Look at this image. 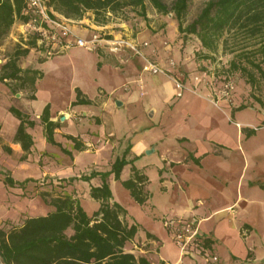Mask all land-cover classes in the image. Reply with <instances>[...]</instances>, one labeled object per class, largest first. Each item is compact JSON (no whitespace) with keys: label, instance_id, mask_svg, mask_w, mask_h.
Wrapping results in <instances>:
<instances>
[{"label":"crops","instance_id":"0c3cea01","mask_svg":"<svg viewBox=\"0 0 264 264\" xmlns=\"http://www.w3.org/2000/svg\"><path fill=\"white\" fill-rule=\"evenodd\" d=\"M54 15L66 19L57 13ZM153 15L154 13L148 9L144 21H140V28H137L136 24L133 26L119 19L112 20L104 26L98 25L94 22V16L91 13H87L81 20H67L72 22V27L79 37L91 39L93 34H99L104 40L125 37L126 39H136L140 43L148 42L149 47L145 49V52L151 55V59L161 60L164 57L170 59L171 56H175L174 58L179 63L194 70L197 64L188 55L189 47H185L182 40H178L174 46L163 42L167 38L166 32L171 26L176 28L175 22L172 19L171 22L166 20L167 22L159 25L160 31L155 32L152 27L159 22L151 20L154 18ZM21 24L22 22H16L7 35L0 40V190L3 191V196H0V229L22 226L27 219L46 216L52 211V208L46 205L40 196L29 199V196H36V193L30 195L36 189L35 187L39 186L40 191L44 190L42 187L45 185L43 183L45 180L47 183H51V189L58 188L57 185L63 183L64 188L58 189L79 200L85 211L92 216L98 211L100 204L90 197V191L92 186L99 187L101 185V179L93 178L90 182L79 179L82 176L90 175L93 171H111L116 159L121 158L130 148L127 159H135L134 166L149 178L147 191L151 197L146 206L137 204L142 215L139 217L128 215V222L138 226L139 231L135 240L126 245V251L135 256L145 257L152 264H185L184 261L180 263L179 257L174 259L168 255V252H165L166 242L163 239L162 231H159L165 218H196L200 221V234L203 237L212 238L217 244L215 231L222 220L228 218L233 223L238 220L236 206L240 201V196L238 193L237 200L227 202V204L218 200V197H224V188H227L229 184H222L221 175L209 171L208 162H212L216 167L218 163L230 160L234 154L240 153L246 162L250 163L253 160L255 165H259V155L253 153L250 148L247 151H242L244 154L236 152L237 144L231 146L207 137L202 140L210 146V149L202 151L201 146L185 133L170 135L166 130L164 132L159 130L165 128V123L170 121L177 123L175 126L178 128L187 125V122L195 121V128L198 130L214 129V124L210 123L208 127H204L202 122L207 103L212 109L220 111L213 106L212 101L187 92L186 99L197 98L191 103L197 105L199 110L197 112L192 110L193 113L186 112L183 118L178 117L179 114L176 111L181 110L186 101L175 102L176 90L171 79L165 76L145 74L136 63L138 60L139 64H143L140 58H134L130 54L128 55L132 56L131 58L124 54H113L105 46L95 52L76 48L53 59L43 58L36 49H32L27 57L20 59L18 67L21 70H39L43 73V78L36 82V100H30V97L24 98V92L28 93L29 91H24L20 81L3 79L7 72L4 66L11 60L17 47L24 48V43L27 41L21 36L23 32ZM190 59L191 62L188 61ZM87 61L90 70L88 75L83 73ZM64 64L68 65L74 73L71 81V102L65 107L57 108L53 100L48 99L39 106V86L47 80L48 71L52 73L63 70ZM77 88L93 102L92 105L72 106V103L76 101ZM200 88L202 89V86ZM47 105L51 106V120L61 123L60 128L55 132L54 139L62 147L48 143L45 137L40 117ZM12 107L28 113L31 120L36 122L34 127L27 129L33 138L34 146L26 161L21 160L25 153L21 145L15 142L20 121L9 111ZM115 108L141 110L148 118L149 123L137 127L129 138L127 136L130 134L120 138L116 127V122L119 121L118 111ZM235 115L240 119L239 127L253 121L242 119L240 113ZM63 117H65L64 121H62ZM133 119L136 120L137 116L131 115V120ZM225 123L228 127L234 126L227 120ZM234 127L236 128V126ZM156 130L162 131V133L157 135L155 134ZM262 131L257 133L256 130V134L252 137H246L240 131L239 136H245L250 144L260 138ZM67 136L77 138L86 147V150L76 151L74 143L68 140ZM237 137L236 128V140ZM170 143L174 144V151L167 147ZM64 150L72 155L64 153ZM85 160L89 162L85 163ZM132 167V165H128L124 168L121 174L122 181L131 178ZM152 170L156 174L155 180L158 182L157 191L152 188L154 182L149 175ZM253 172H257L256 166ZM5 174H10L16 183H23L26 180L35 182H30L22 188L18 185L12 188L5 185ZM196 175H200L202 178L198 179L199 177L197 178ZM70 179L77 180L69 183ZM109 182L114 201L127 210V207L114 194V187L121 182L116 181L114 175L110 177ZM257 183H264V177L254 183L247 182L246 187L258 189L264 193ZM24 195L28 197H24ZM86 201L89 203L93 201L97 203V206H90L91 211H89L83 205ZM243 204L247 205L248 202L244 200L239 203V205ZM218 218L219 220H217ZM214 220L217 221L213 228L204 229L205 223ZM237 228L239 240L243 241L246 246L247 242L259 233L258 228L249 222L239 221ZM148 235L152 237L148 238ZM260 241L263 248L264 237ZM216 244L213 249L216 248ZM257 249L256 246L247 247L244 256L228 249L226 262L242 264L247 259L249 252H252L253 257L248 262L264 264V261L258 258Z\"/></svg>","mask_w":264,"mask_h":264},{"label":"trees","instance_id":"16d2710c","mask_svg":"<svg viewBox=\"0 0 264 264\" xmlns=\"http://www.w3.org/2000/svg\"><path fill=\"white\" fill-rule=\"evenodd\" d=\"M191 1L174 0L170 5L163 0H46V3L49 9L66 19L81 20L87 13H91L94 22L102 26L114 18L125 21L124 18L129 12L145 18L150 3L158 14L174 15L179 33L184 35L185 39L195 37L199 40L201 54L205 55V59H211L222 47L224 53L233 55L230 71L240 74L252 87V91L261 89L264 85V0H209L196 19L186 24ZM25 9L26 0H0V40L16 22L29 21L30 18L23 13ZM36 48V39H28L24 48L18 46L11 60L4 66L7 72L3 79L20 81L24 91L31 92L30 100H36V82L43 78V73L33 69L21 70L18 62ZM252 97H256L255 94H252ZM254 99L262 104L259 98ZM92 104L93 102L77 88L76 101L72 106ZM245 109V106L239 107L232 112V117L236 112ZM9 111L20 121L15 142L21 145L25 153L21 160L26 161L34 146L33 138L27 129L34 127L36 122L31 120L28 113L15 107ZM40 119L48 143L62 147L54 139L61 123L51 120L50 105L45 107ZM242 132L246 137L256 134L255 129L246 128ZM67 139L74 143L76 151L86 150L77 138L67 136ZM64 153L72 155L67 150H64ZM129 153L130 148L121 158L116 159L111 171H93L79 179L84 182H90L97 177L101 179V185L92 186L90 191V197L100 204L98 211L92 216L72 195L58 188L42 190L40 197L52 211L46 216L29 218L22 226L0 229L2 263L152 264L147 258L137 257L126 251V245L135 240L139 228L128 222V211L114 201L110 187V177L114 175L115 180L121 182L138 205L148 204L151 197L147 191L149 178L134 166L135 159H127ZM128 165L133 166L132 176L129 180L122 181L121 174ZM75 180L77 179H70L69 183ZM30 182L35 181L16 183L10 174H5L4 183L12 188L17 185L22 188ZM257 185L264 191V183ZM151 237L148 235V238ZM215 244V240L209 237H203L201 241L206 250H213ZM252 257L253 253L249 252L246 260Z\"/></svg>","mask_w":264,"mask_h":264},{"label":"rangeland","instance_id":"374dc122","mask_svg":"<svg viewBox=\"0 0 264 264\" xmlns=\"http://www.w3.org/2000/svg\"><path fill=\"white\" fill-rule=\"evenodd\" d=\"M163 1L170 5L174 0ZM208 1L209 0L191 1L186 24H189L194 19H196V17L199 15L202 8ZM148 9L149 11L151 10V12L154 13V18L151 20H156L157 22H159L152 27L155 32L160 31L159 25L167 22L166 20L171 22L172 19L175 22L176 28L174 29L171 26L169 31L166 32L167 38L164 39L163 42H167L168 44L174 46L178 43V40H182L185 44V47H189L188 55L197 64L195 69L191 70L187 65H182V63H179L174 58L175 56H171L170 59H165L164 57V59L161 60H153L151 59V55L147 54L144 50L147 58H150V60L160 64L162 67L167 68L170 61L175 62V69L165 77L171 79L172 81L173 77L179 78L186 85V90L184 92L185 95L183 96L184 99L175 97V102H178L179 100L186 101L181 110H178V112L176 111V113L179 114L178 117L180 116L183 118L186 112L193 113V111L197 112L199 110V107L197 105L191 103V101H195L197 100V98L191 99L190 97V99H186L185 96H187V92H191L197 97H205L209 99L210 101H212L213 106L220 110L216 111V109H212L209 103H207V105L205 106V112L202 116V122L204 123V127H208L210 123L214 124V129L198 130L197 128H195V121L187 122V125H182L180 128H178L177 126H175L177 123L175 124L170 121L167 124L165 123V128L159 130H162L163 132L164 130H166L168 131L167 134L170 135H172L173 133H185L187 136L193 138L201 146L202 151H207L210 149V146L206 145L202 140L204 137H207L208 139H212L220 143L224 142L231 146L237 144V147L235 149L236 152L242 153V151H247L248 148H250L253 153L258 154L260 157L259 165H255L256 163L253 160H251L252 163L246 162V160L242 158L240 153L234 154L230 160H224L223 162L218 163L216 167L213 166L212 162H208L209 171H214L220 174L222 184H229L227 188H224V197H218V200L223 204H227V202H234L235 200H237V194L239 193V203L245 200L246 202H248V204H237L236 212L238 214V220L234 221V223L228 218L222 220L220 226H218L217 230L215 231V235L217 238L216 248L207 252L209 258L201 255L198 250H194L189 255L185 256L183 258V261L185 262V264H228L229 262H226L228 260V249L240 256H244L247 247L253 248V246L258 247L256 252L258 258L261 261H264V247L262 248V246L260 245V240L262 237H264V193L261 190L248 189L246 187L247 182L254 183L257 182L258 179L264 177V85H262L261 89L252 91V87L246 83L245 79L240 74L230 71V62L233 60V55L224 53L222 47H220L219 51L211 56V59H205V55L201 54L202 48L199 40L195 37H188L187 39H185L186 37L179 33L178 22L176 21L173 14L167 16L160 15L156 12V10L150 3H148ZM117 19L121 20L120 18ZM124 20L133 26H135L136 24L137 28H140V21H144V18L137 16L135 13L129 12ZM113 21H116V19L114 18ZM121 54L127 55L130 58L132 56L134 58H137L129 51H125ZM197 54L201 55L197 56ZM191 59L188 61L191 62ZM136 63L137 66L141 67L142 69V65L138 63V60H136ZM85 66L86 69L85 71H83V73L88 75L90 72V70L88 69V61L85 62ZM48 72L49 75L47 77V80L39 86L38 104L40 106L46 100L51 99L56 104L57 108L65 107L68 103L71 102V81L74 73L70 70L68 65H65L63 70H60L58 72ZM91 74H93L92 71ZM197 77L199 78V80L201 79L200 82L195 80V78ZM227 85L231 86L229 90L226 88ZM201 86L202 89L200 88ZM226 93L228 94L226 95ZM252 94H255L256 97L254 98H259L262 104H259L252 97ZM30 96L31 92H24V98H29ZM214 101L219 103L216 105ZM241 106H245L246 109L235 114L240 113V117L242 119L253 121L249 124H242L239 127L238 123L240 119L236 118V115L232 117V112L237 110ZM24 108L27 107L24 106ZM115 109L118 111L117 116L119 118V121L118 123L116 122V127L119 132L118 137L120 138L126 137L130 134L129 136H127L129 138L136 131L137 127L139 128L149 123L148 118H146L144 112L141 110H137L135 108ZM131 115L137 116V119L131 120ZM226 120L231 125L236 126L238 131L237 140L236 128L234 126L228 127L225 123ZM244 128L255 129L257 130V133L261 132L262 130L263 131L260 135V138L248 144L249 142L245 139V136H239V132ZM159 130H156L155 134H161L162 131ZM167 147H169V150L174 151L175 149L173 143H170ZM88 162V160L87 162L85 160V163ZM255 166L257 169L256 173L253 172ZM149 175L151 180L154 182L152 184V188L154 191H157L158 182H156L155 180L156 174L152 170L149 172ZM196 177H199L198 179L202 178L200 175H196ZM43 183L45 184L42 187L44 188V190H51V183H47V180H45ZM211 185L215 186L212 183ZM64 186L65 185L63 183L62 185H57L59 189ZM238 186L240 187L239 190ZM35 188L36 189L31 192L30 195L36 193V196H29V199H35L37 196H40V187L37 186ZM114 194L116 198L127 207L128 215H132L135 217H139L140 215H142L141 211L137 208L139 205L137 206L135 200L129 195V193L121 183H118V185L114 187ZM0 196H3L2 190H0ZM24 197L28 196L24 195ZM90 202L92 203H89V201L83 203V205L89 211H91L90 206H97V203L93 201ZM217 220H219V218ZM217 220L205 223V225L203 226L204 229H210L211 227L213 228ZM239 221L249 222L256 226L259 231L257 235H255L247 242V246L245 245V243H243V241L240 242L239 240L237 228ZM159 231H162V235L164 236L163 239L166 242L167 248L165 252H168V255L174 259L179 257V260L181 261L180 248L174 242L171 233L165 227H163V224L162 226H160ZM245 233L247 232L245 231ZM217 248H219V250L216 251ZM137 256L140 257V255ZM214 258H217V260L215 261ZM0 264H3L1 260ZM242 264L250 263L245 260Z\"/></svg>","mask_w":264,"mask_h":264},{"label":"built area","instance_id":"2783aa9c","mask_svg":"<svg viewBox=\"0 0 264 264\" xmlns=\"http://www.w3.org/2000/svg\"><path fill=\"white\" fill-rule=\"evenodd\" d=\"M23 13L30 19L27 23L21 24L23 29L21 36L27 40L35 38L36 51L43 58L53 59L76 48L95 52L105 46L113 54L129 51L135 57L140 58L143 61L142 72L151 76H168L176 67L173 61H170L168 67L165 68L147 58L144 50L149 47L148 42L140 43L136 39H126L125 37L104 40L99 34H93L91 39L79 37L70 20L54 17V12L47 6L46 0H26V9ZM195 80L201 81L198 77ZM173 81L176 90L175 97L182 98L186 85L179 78L173 77ZM226 88L229 90L231 86L227 85ZM219 102H215V104L217 105ZM163 226L171 233L174 242L180 248V263L194 250H198L201 255L209 258L207 253L209 250L204 249L201 245L203 236L200 234L198 219L165 218ZM214 260L216 261L217 258Z\"/></svg>","mask_w":264,"mask_h":264},{"label":"water","instance_id":"95a60500","mask_svg":"<svg viewBox=\"0 0 264 264\" xmlns=\"http://www.w3.org/2000/svg\"><path fill=\"white\" fill-rule=\"evenodd\" d=\"M64 120H65V117L62 118V121H64ZM0 260H1V258H0Z\"/></svg>","mask_w":264,"mask_h":264}]
</instances>
